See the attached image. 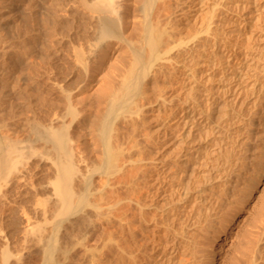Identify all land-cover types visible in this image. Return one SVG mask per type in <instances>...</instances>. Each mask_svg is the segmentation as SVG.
Masks as SVG:
<instances>
[{"label":"bare ground","instance_id":"bare-ground-1","mask_svg":"<svg viewBox=\"0 0 264 264\" xmlns=\"http://www.w3.org/2000/svg\"><path fill=\"white\" fill-rule=\"evenodd\" d=\"M250 1H80L81 8L78 9L79 12L80 9L84 10V20L82 21V26L79 25L81 27V29L79 27V32H82V34L78 40L84 41L82 45L85 48H81V45V47L74 50L73 60H70L74 65L72 66L74 69V71L72 70L73 76H71L74 79H71V83H68L67 87L60 86L59 89L62 92L60 95H63V98H61L62 96L59 97L62 99L60 105L58 104L59 107L57 105L58 100L57 103L56 100L52 102L56 103L55 106L57 105L59 111H62V113H57L58 116L55 114L58 125H54L55 128H52L54 126H49L50 128L47 129L48 126L45 127L39 124L40 126L37 125L36 127L35 125L38 123L34 124L35 129H39L35 131L38 138V140L36 139L37 142L40 140L48 144L52 149V154L54 153L53 157H55L53 161V163L55 162V167H53L55 175L54 171L52 172V176L54 175L55 179H53L54 177L51 178L54 180L51 183L52 185L50 184L53 190L50 188L51 191L49 192H53L54 195V198L51 199L53 203L51 204L50 202V204L51 206L54 204L52 212L56 223L55 227L52 225L53 233H50L52 234L51 236L45 237L41 235V227L38 230L30 229L29 226L31 224L28 226L29 229L24 228L26 231L22 232L24 233L22 236L28 240L31 239L29 237L34 239L39 237V239L44 240L46 244L42 254H44L45 264H53L56 253L63 248L65 249L67 245L71 246L75 237H77L76 234L79 239L84 232H79L81 233L80 235L77 232L81 227H88L89 223L92 226V222L89 221L92 217L95 220H97L96 218L102 219L104 222L101 223L104 225L102 226L103 231H101L102 237L100 235V238H102L101 249L96 245L93 246V248L95 246L96 249L99 248L96 250V252L100 250L97 253L99 256L96 254L98 258L95 260L92 258L93 261L89 264H201L200 262L203 260H200V258L197 260V256L199 254L202 255L200 253L202 251L204 254L210 247L205 249V251L204 249L200 251L199 248L204 247L201 244L203 243L202 238L208 237L207 235L205 237V234L209 233L208 230L212 222L214 224V221L217 223V220L219 222L220 219L227 218L225 217L226 211H229V207L234 204L233 198L236 197L235 193L237 190L245 194L246 188L253 189L252 186L254 185L250 184L249 181L247 183L252 185L251 187L249 185L246 186L247 184L237 185L239 182L235 181L234 184L232 183L233 180L230 181V179L234 178L230 177L231 174L228 175V172L232 173V162H236L238 159H231L228 156L229 154L224 156L230 157L228 160L226 159L227 157L224 158L226 159L227 167L229 166V169H226L225 166V169L229 170L225 174L228 177H221V175H224V170L222 169L223 167L221 168L222 164L219 161L221 159V157L219 159V154L223 152L222 149L225 146H222L221 149V143L225 141L224 139H227V135L212 116L217 99L215 84L223 82L220 79H222L221 77L225 71L230 70V67L232 70L228 78L230 82L225 85H219L221 87L219 88L220 94L222 97L230 98L232 104L241 100L242 105H244L249 97V90L243 84L248 74H250L252 66L254 64L258 66L257 62H259V59L255 56H249L245 50L239 51L241 42L238 39L245 36L246 27L250 23L248 21H251ZM252 1H259L261 6L264 4V0ZM75 11L77 10L75 9ZM238 13H241L240 16L237 15ZM73 14L75 13L72 12V16H74ZM80 16L78 19H80ZM193 17L196 18L194 21ZM82 18L81 16V20ZM185 20L194 22V30L185 32ZM78 34L80 33L76 34L77 37ZM173 80L176 82L172 83ZM175 84H178V93L169 100L168 89ZM85 86L90 91L85 98L86 100L88 97V104L85 107L83 106L84 109H82L80 108L82 105L80 106L79 102L81 95L79 96L80 99L77 96L79 91L83 90L82 87ZM263 88L264 86L256 82L252 86V91L260 92ZM84 93H87V91ZM254 98L260 99L259 96ZM82 101L84 100L81 99ZM255 101L252 103L255 104ZM261 101H263L262 98L260 99ZM247 104L249 105L250 103L248 102ZM255 105L251 104L252 107H255ZM62 106L65 111H63ZM261 108L259 109L262 111L264 108ZM241 110L237 112V115H240ZM256 115L253 116L252 114L253 118H256ZM66 119H69L67 123ZM231 120L232 118L228 116L223 121L224 127L228 128L232 125L229 123ZM258 120L261 119L259 118ZM252 123L254 122L252 121ZM255 125L257 127V124ZM38 126L42 127L43 130L38 128ZM32 129L35 130L34 128ZM246 134L248 133L246 132ZM5 138L8 139L9 137ZM246 138L248 137L244 139ZM249 138L251 137L249 136ZM6 139L4 142L3 139L0 141L1 180L3 179L2 174L6 175L8 172L10 175V166L13 162L18 163L21 159L18 154L22 148L17 145V140L13 141V139L6 143L8 142ZM251 142L249 141V144L253 145V142L252 144ZM235 144L236 141H233L232 145ZM247 145L248 142L245 146L243 144L245 148L242 149L244 153L246 152L253 157L254 148L246 147ZM257 147L259 148L260 146ZM16 155H18V158L20 157L17 162L14 160L17 158ZM235 156L240 157L238 155ZM244 156L242 157L244 158ZM246 157H248L247 160L251 159L250 156ZM255 157L253 158L256 159ZM254 159H251V162L252 160L255 161ZM236 164H234L235 167ZM240 166L238 165V167ZM242 168H244V165L239 168V171ZM237 170L236 173H238ZM239 174L241 173L239 172ZM234 175L233 177L236 179V174ZM8 176H5V180L9 178ZM218 178H221L219 182H217ZM18 179L20 180V178ZM18 179L15 180L19 181ZM21 180L23 181L24 179L21 178ZM238 181L240 180L238 179ZM48 182L51 181L49 180ZM17 184L20 185L19 183ZM16 187L18 188L19 186ZM263 189L261 190L263 191ZM14 190L16 191L17 189L15 188ZM31 192L33 191L31 190ZM51 193L49 194L51 195ZM16 195L14 194V196ZM32 195L31 201L33 199ZM35 195L38 194L35 193ZM14 196L10 195L9 197L12 199ZM39 196H35L36 198L33 200ZM246 196L242 195V199H244L243 197L246 198ZM261 197H257V199H261ZM13 200L16 201V198ZM18 200L17 203L21 201ZM8 201L6 203L11 202V200ZM2 204H0V207ZM14 204L16 205V203ZM18 206H20L19 203ZM47 207L44 206L43 208L48 209ZM18 208H15L16 211ZM20 209L22 210V208ZM22 211H19L22 214L20 216L26 215L27 212L25 211L26 213L23 214L24 212L21 213ZM48 211L50 210L45 212L46 215ZM230 212L232 213V211ZM16 213H13L14 216ZM50 217L52 215L48 218L50 219ZM48 218H44L43 221ZM32 219L34 218L32 217ZM88 221L89 223H87ZM8 222L10 223V221ZM65 223L68 225L66 228ZM18 224L20 225V223ZM24 224L25 226L28 225L27 222ZM47 224L49 225V223ZM83 225L85 226L83 227ZM21 226L23 227V225ZM17 227L16 229H19L20 226ZM44 227L46 228V225ZM226 229V227H222L221 232L225 233ZM211 230L213 231L214 229ZM2 231L0 230L1 235L4 234ZM11 236L14 237L15 233L13 232ZM0 237L6 241L5 237L8 236L2 235ZM254 239H257V237H254L252 242L255 241ZM31 240L33 241V239ZM7 242H5V245ZM208 242H211L210 239ZM247 242L248 244L245 243L247 247L244 244L239 248L241 252L237 251L241 255V257H237L238 259L235 258L237 264L240 263L238 262L239 260H247L249 262L247 264H251L252 258L255 260V258L260 257L257 255V252L260 253L257 249L261 245L254 247L255 254L250 249H248L249 253H247L249 241ZM206 243L204 244L210 245V243ZM81 244L79 245L78 243L75 246L83 247L84 242H81ZM224 244L222 242L220 246H224ZM6 246L3 247L4 249H0V264H21L18 261L20 257H17V261H12L16 257L14 255L17 254V251L15 252L14 247L11 245L10 247L13 248L11 249L15 252L14 255L12 254L14 252H10L12 250H9V247L7 248L9 251L6 250L3 254L1 253V250H5ZM244 246L246 251L241 248ZM252 246L251 248H253ZM38 249L40 251V248ZM241 249L246 252L247 259H243L245 254L242 256L244 252L242 253ZM65 250L69 251L68 248ZM63 251L62 253L65 254L66 252L64 251V253ZM252 253L254 256L256 255L255 258H251L250 255L253 256ZM67 254L70 253L68 252ZM21 257L23 256L21 255ZM39 258L37 257L38 260ZM80 258L83 259L82 257ZM206 258L208 257L206 256ZM77 259L79 260V258ZM89 259L85 260V262H88ZM36 261L33 264H36ZM236 261H234V264ZM75 264L79 263L76 262Z\"/></svg>","mask_w":264,"mask_h":264},{"label":"rangeland","instance_id":"rangeland-1","mask_svg":"<svg viewBox=\"0 0 264 264\" xmlns=\"http://www.w3.org/2000/svg\"><path fill=\"white\" fill-rule=\"evenodd\" d=\"M80 1L81 0H0V137H1V139H3V142L6 139L5 137H9L10 139L9 138L6 139V140H8V142H6V143H9V141L13 140V139H14L13 141L17 140V142H16L17 145H19V147L22 148V150H23V153H22V150L19 148L20 152L18 155H20L21 159H20V157L18 158V155H16L17 158L14 157L15 158L14 160H16V162L18 159H20L18 161V163H15L12 161L14 165L12 164L10 167H11V172L12 171L13 172L11 173L10 170L8 169V171L10 172V175L7 172V174L9 176L7 174L6 175L2 174L3 179L2 180L0 179V183H1L0 184V202H1L0 204L3 203L2 204L3 206L1 205V207H0V213L2 214V215L0 214V216H1L0 217V230L1 231L3 230L2 233L5 234V235L2 234L3 236H6V235L8 236V237H5V239H7L6 241H4V239H2V237H0L1 238L0 239V249H2L3 247H5L7 245L5 250H1V253L3 254V252H5L6 250L9 251L12 247H14V249H15L14 251L15 252L17 251L16 252L17 254H15V252L12 250L13 249L12 248L11 249L12 251H10V252H14L12 254L13 255L15 254L14 256H16L13 258L12 261L13 262L17 261V257L18 258L20 257V259L18 261H20L21 264H22V261H24V262L26 261L25 263L23 262V264H33V262L38 260L37 257L39 258L41 256V254L44 250V246L46 244L44 242V240L39 239V237H36L35 239L33 237H29V238L33 239V241L31 239L28 240L25 237L23 238L22 234L24 235V233H22V232L26 231V229H24V228H28V226L30 224H31V226H29V228L32 230H36V229L38 230L41 227L40 230H42V231L40 232V234L46 237V236L52 235L50 233H53V227H55V223H56V220H55V218L53 216V212H52L54 210V208H53L54 204H53V206H51V204L53 203L52 202L53 200H51V199L54 198V195H53V192L52 193L49 192L53 188L51 186L52 185L51 183H53L54 180H52L51 178L54 177L53 179H55V176H54L55 175V171H54L55 169L53 168V167H55V165H54L55 162L53 163L55 157H53L54 153L52 154V149L49 147L48 144L43 143L40 140H39L40 143H39V141L37 142L38 138H37L35 131H37L39 129H37V128L35 129V126L37 127V125L40 124L41 126L42 125L45 127L48 126L47 127V129H48V128H50L49 126H54V125L57 126L58 125V123H57L58 121L56 120L57 117L55 114H57V113L59 114V112L62 113V111H59V108H57V105L58 104L60 105V101L62 100L61 98H63V95H60V94H62V92L60 91L61 89H59V88L62 85H63V87H67L71 83V79H74V78H71V76H73L72 70L74 71V69L72 67L74 65L71 62L73 60L72 58H73L74 50H75V48L81 47V45L84 43V41L78 40L82 34V32H79V31L81 29L80 26H82V21L84 20V14H83L84 10L80 9V12H79V9H78V8H81L80 7V3H81ZM259 3H260L259 1H257V2L256 1L253 2L252 0L250 1V5H249L250 8L249 9H251V12H252V17L250 18L251 21H248L250 23H248V25L246 27L245 36L238 39V41L241 42V47H240L239 51L245 50L247 52V54H249V56H251V57L255 56L257 59H259V62H257L258 66H256V64H254L252 66V70L250 71V74H248V77L245 79V82L243 84L245 86V88L247 90H249L248 91L249 97L247 98L246 101H247V103L249 102L250 104L248 105L245 102V104L242 105L241 100L236 101L235 104L234 103L232 104L230 101V98H227L225 96L222 97V95L220 94L221 92H220L219 88H221V87L219 85H223V84L225 85L226 83L230 82L228 80V78L230 77L229 74H231V71H232L231 67H230V70L225 71L221 77L222 79H220V80H223V82L215 84V88H216L215 95H216L217 99H216L214 109H213L214 112L212 111L213 119L215 120L216 123H218L220 125L222 130H224V132L227 135V139H224L225 144H224V142L221 143V149H222V146H225L222 149L223 152L222 153L220 152V154H219V159L221 157V159L219 161H221V164H222V166H221V164H220V166H221V168L223 167L222 169L224 170V171L222 170L224 172V175H221V177L223 178L225 176V178H226V177H228V175L231 174L230 177H232L234 179H230V181L233 180L232 183H234V184H235V181L237 183L239 182L238 184L236 183L237 185L247 184L246 186H248L249 184L247 182L249 181L250 184H252V185L254 184L253 186L249 185L250 187L252 186V188L254 190L250 189V188H248V189L246 188L245 194L242 193L241 191L239 192V190H237L235 193L236 197L233 198L234 201L236 202V203L234 202V204H236L237 206L233 204L231 207H229L231 210L228 208L229 211L227 210L226 211L227 213L225 215V217H227V218H224L222 220L220 219L221 221L219 220V222L217 220L216 221L217 223H215V221H214V224L212 222L210 229L208 230V232L211 234L207 233V234H205V237H206V235L208 237L202 238L203 243H201V244L204 245L205 248L202 247L199 249H200V251H202V249H204V251H205V249H207L208 247H210V248L207 249L208 251L206 250V252H204L205 255L203 254V251L200 252L204 257L200 254L198 255L199 257L197 256V258H198L197 260H199V258H200V260L204 261V264H231V263L234 264V261H236L235 258L238 259L237 257H241V255H239L241 252L239 250L240 246H243L245 243L248 244L247 241H249V245H248L249 247L247 248V251H246V247H247L246 244H245L246 247L244 246L245 248L241 247L247 253H249L248 249H250L255 254L256 251H254V249L256 248V246L261 245V246H258V248L259 247L260 248L257 249V251L259 250V252H260V253L257 252V255L260 256L259 257L260 259L257 258L258 259L257 260L255 258L256 255L254 256V254L252 253L253 256L252 255H250V256H251V258L254 257L255 260L252 258L251 264H256V263L257 264H264V256H263L264 255L263 254L264 253L263 252L264 251V227H263L264 226L263 225L264 224V222H263L264 221V189H263L264 188V165H263V163H264V151H263L264 150V147H263L264 146V140H263V138H264V136H263L264 135L263 134L264 133V128H263L264 127V123H263L264 113H261V112H264V109L261 111V109H262L261 107L264 108V92H262V91H264L263 90L264 88L261 89L262 91H260V92L259 91L258 92L252 91V86L256 82H259L262 86H264V4H262V6H261V3L260 4ZM256 5H258V6H256ZM75 9L77 11H75ZM81 10H82V13H81ZM72 12L75 13V14H73L74 16H72ZM79 14L80 15L82 14L81 15L83 17L82 20H81V16ZM240 14L241 13H238L237 15L240 16ZM79 16H80V19H78ZM72 17H75V18H72ZM192 19L194 21L196 18L193 17ZM79 21H80V23H78ZM193 21L185 20V22H186L185 32L188 30H194L195 26H193L194 25ZM71 25H72V27H71ZM68 26H69V28H68ZM75 27H76V29H75ZM79 27H80V29H79ZM75 32L80 33V34H78V37L76 36L77 33H75ZM81 48L84 49L85 46L82 45ZM61 71H62V73H61ZM63 73H64V75H62ZM69 73H71L70 76H69ZM175 82H176L175 80L172 81V83H175ZM56 85L58 86V88ZM175 85H177V86H175ZM175 85H172L168 89L169 90L168 91L169 100L172 99L178 93V88H177L178 84H175ZM82 88H83V90L81 89L79 91L77 97H79L81 95L80 96L81 99L85 101V102L82 101V102H84V104H85L84 105V104H82L80 97L78 98V99H80L79 100L80 106L82 105L81 107L80 106L79 107L84 109L83 106L85 107L88 104V97L86 100H85V98H86V96H88L90 89L89 88L87 89V86L82 87ZM217 88H218V90H217ZM84 89L87 91V93H84V92H86ZM169 94H171V95H169ZM257 96H259L260 99L262 98L263 101L260 102V99L258 100V99L254 98V97L257 98ZM59 97H61V98H59ZM55 100H56V103L59 101L56 106H55L56 103H52V102H55ZM255 100L259 101L260 103L256 102ZM253 101H255V104L257 103L256 104L257 106L252 103ZM230 104H232V105H230ZM251 104L255 105V107H252ZM59 105H58V107H59ZM49 106H51V107H49ZM259 108H261V109H259ZM240 109H242L241 113H240V115H237L238 114L237 112L240 111ZM63 111H65L64 107H63ZM255 111L258 112L257 115H256ZM259 113H260V115L262 114V116H260ZM58 114H57V116H58ZM252 114H253V116L256 115V118L255 117L253 118ZM228 116L230 118H232V120L229 122L232 125H230L228 128H226V127H224L223 121L225 119H227ZM259 118L261 120H258ZM67 120L69 121V119H66V123H67ZM252 121L254 123H252ZM36 123H38V124H36ZM55 123H57V124H55ZM34 124H36V125L34 126ZM255 124H257V127ZM39 126H38V128H42ZM31 127L34 128L35 130H33ZM52 128H55V126ZM41 130H43V128ZM253 130H255V131H253ZM33 132H35V133H33ZM246 132L248 134H246ZM34 134L36 135V138H35ZM249 136L251 138L254 136L252 139L255 138L254 140H256L257 142L253 140L252 141L253 145H250L249 141L251 142L252 139L249 138ZM256 136H258V137L261 136L262 138L261 137L258 138ZM245 137H248V138L244 139ZM1 139H0V141H2ZM13 141H12V143L15 144V142H13ZM233 141H236L235 145H232ZM18 142H19V144H18ZM247 142H248V145L246 147H251L252 149L254 148L252 156L253 157L256 156L255 157L256 159L251 157L250 154H248L246 152L244 153L242 148H245L244 146L247 144ZM252 142H251V144H252ZM243 144H244V146H243ZM233 146H234V148H233ZM257 146H260V147L262 146V147L261 148L259 147L260 148L259 149ZM239 147H241V148H239ZM49 148L51 149V152H50ZM240 151H241V153H240ZM225 154H227V155L229 154L228 156H230L231 159H233V160H237V159L239 160V161L237 160L239 163L237 161L234 162L232 160L233 165H232V163H231V165L233 166V170H231V171H232V173L234 172L233 174L228 172L229 170H226V169H229V166L227 167V165H226V159L228 160L230 157H227V155H226L227 158L224 157ZM230 154H233V155H230ZM235 155H238L240 157H237ZM260 155H261V157L263 156V158H261ZM0 156H1V154H0ZM232 156H234L236 159ZM242 156H244L245 159ZM246 156H250V158L254 159L255 161L252 160V162H251L250 158H249L250 160H247L248 157H246ZM224 158H226V159H224ZM240 158H241V160H240ZM222 159L225 160V163H224V160H222ZM242 160L244 161L243 163H242ZM256 161H258V162H256ZM236 163L239 166L242 163L241 166L244 165V168L240 169V171H239V168H241V166L238 167V165ZM261 163L263 166L261 165ZM234 164H236V167ZM246 164H247V166H246ZM259 164H260V166H258ZM256 165H257V167H256ZM225 166H226V169H225ZM255 168H256V171H255ZM236 169H238L237 170L238 173H236ZM225 170H226V173H225ZM259 170H260V172H258ZM53 171H54V175L52 176ZM227 172H228V175L226 176L225 174H227ZM239 172L241 174H239ZM253 173H255V174H253ZM234 174H236V179H235V177H233V176H235ZM256 174H258V175H256ZM254 175H256V176L254 177ZM5 176L6 177L8 176L9 178H6L7 180H5ZM241 176H243V177H241ZM244 176L247 179L248 178L249 179L247 180ZM17 177L20 178V180H21V178L24 179L23 181L21 180L23 183ZM23 177H25V178H23ZM240 177H241V179H240ZM250 177H252L253 179ZM237 178L240 181H238ZM15 179H18L19 181L15 180ZM47 179H49L51 182H48L49 180H47ZM219 179H221V178H218L217 182H219ZM16 182L19 183L20 185H18ZM12 184H14V185H12ZM15 185L19 186V187L17 188ZM23 185H25V187H23ZM12 187H14V188L12 189ZM47 187H49V188H47ZM15 188L17 189L16 191L14 190ZM24 188H25V190H24ZM19 189H20V191H19ZM261 189H263V191ZM10 190H12V191H10ZM31 190L33 192H31ZM8 191H9V193L7 194ZM12 192H14V193H12ZM30 193L34 194V195L31 194L33 196V199L36 198L35 196H39L41 194L42 195L37 197V199L39 198L38 200L32 199V201H31ZM35 193L38 195H35ZM49 193H51L52 196ZM237 193L238 194L241 193L240 194L241 196L238 195ZM14 194L15 195L17 194V195L14 196ZM4 195H7V196L11 195L14 197L13 198L11 197L12 199H10L9 196L7 197ZM18 195L20 196L19 198H18ZM25 195L27 198L25 197ZM28 195H29V197H28ZM242 195L243 196L248 195L249 197L246 196V198L243 197L244 199H242ZM258 195H260V196H258ZM256 196L257 197L262 196L261 199H263V200L261 201L260 198L257 199ZM15 198H16V201L13 200ZM24 198L27 199V200L25 199L27 201V203L24 200ZM7 199L8 200L10 199L11 202L13 204L16 203V205L14 204L15 205L14 206L11 202L6 203L8 201ZM18 199L22 201V203H21V201L18 202L20 206L22 205L21 207L18 206V203H17ZM237 200L238 201L242 200V201L238 202ZM50 202H51V204H50ZM237 203H239V204H237ZM5 205H6V207H5ZM47 205H49V207H47ZM44 206H46L48 209H44L43 208ZM3 207L6 210H4ZM1 208H2L3 212L1 211ZM15 208H18L19 210L17 209V211H16ZM20 208H22L23 211ZM36 208H38L39 210L38 209L36 210ZM41 208H43V209L41 210ZM12 209H14V210H12ZM250 209H252V210H250ZM47 210H50V211H48L49 216L52 215V217H53V218L50 217L51 220L48 218L49 217L48 214L46 215V213H45V212H47ZM7 211H8V213H7ZM19 211H22L21 213L24 212L23 214H25L27 212L26 215H24L25 217L20 216L22 214H20ZM37 211H38V213H37ZM39 211L40 212L42 211L43 213L42 212L40 213ZM230 211H232V213ZM260 211H261V214H260ZM30 212L35 213V214L31 215ZM13 213L14 214L16 213L17 216L15 215L16 216L15 217ZM38 214H40V215H38ZM10 215H12V216H10ZM6 216H10V217H6ZM31 216L34 219L35 218L36 219L35 220L32 219L33 220L32 221ZM17 217L20 221L17 219ZM46 217L48 219L43 221V219ZM11 218H13L14 220L13 219L11 220ZM20 218H22V219H20ZM23 218H25L26 221ZM93 218L94 217L89 219V221L92 222V226H91V223H89V221H88L87 223H89L90 226L87 224L88 227L86 226L87 227L86 228V227H84L85 225H83L84 228L81 227L82 230L80 229L81 231L79 230L77 232L79 235L81 234L79 232H84L85 234L82 233L83 235L81 234L82 237L80 236L79 239H78V235L76 234L77 237H75V240H77V239L78 240L77 241L74 240L75 243L73 241L71 246L67 245V247H65V249L68 248V250H69L68 252L70 254H67L68 252L63 248L61 251L56 253L55 260H54L53 264H55V263L56 264H59V263L60 264H66V263L67 264H69V263L75 264L76 262L79 264H89V263H92L91 261L98 258L97 256H99V254H97V253H99L100 250H98L99 252L98 251L96 252V250L99 248L101 249L100 246H102V238H100V235L102 237L101 231H103L102 226L104 224L102 225V223L104 221L100 218L95 217L97 220H95ZM252 220H253V222H252ZM8 221H10V223ZM38 221L39 222L42 221V223L39 224ZM46 221H48V222H46ZM4 222H6V223H4ZM25 222H27L28 225L25 226V224H24ZM257 222H259V223H257ZM18 223H20V225ZM47 223H49V225ZM7 224H8V226H7ZM43 224L46 225V228L44 227L45 225H43ZM10 225H11V228H10ZM21 225H23V227ZM52 225H54V226L52 227ZM15 226L16 227L18 226L19 229H16ZM32 226H33V228H32ZM218 226L220 229L218 228ZM221 226L226 227L229 231L226 229L225 233L221 232V229H222ZM243 226H244V228H243ZM50 227H52V228H50ZM66 227H68L67 223H65V228ZM211 229H214V230L212 231ZM47 230H50V231H47ZM93 231H94V233H93ZM215 231H216V233H215ZM13 232L15 233V236L10 237V235L13 234ZM42 232H43V234H42ZM212 233H214V234H212ZM251 233H253V234H251ZM2 235L0 233V236H2ZM85 235H86V237H85ZM211 235H213V236H211ZM257 235H259V236H257ZM21 236H22V238H21ZM254 237H257V239H254L255 241L252 242ZM260 237H261V239H260ZM11 238H12V240H11ZM13 239H14V241H13ZM85 239H87V240L89 239L88 240L89 242L87 240L85 241ZM205 239H206V241H205ZM209 239L211 242H208ZM230 239H232V240H230ZM9 240L12 242H10ZM42 240H43V242L41 243ZM256 240L257 241L259 240L258 241L259 244L257 243ZM93 241H94V243H93ZM5 242H7L6 245H5ZM35 242H37V243H35ZM81 242H84V244H83L84 248L82 246L79 247V245H82ZM206 242L210 243V245H205L204 243H206ZM222 242L225 243L224 246H220V243H222ZM3 243H4V245H3ZM39 243H41V244H39ZM78 243H79V245H76L77 246L76 247L75 244H78ZM1 245H3V246H1ZM10 245L12 247H10ZM89 245H90V247H89ZM94 245H96L99 248L96 249V246H95V248H93ZM251 246L253 248H251ZM8 247H9V250L7 249ZM42 247H43V249H41ZM70 247H71V249H69ZM38 248H40V251ZM85 248H86V251H85ZM91 248H93L94 250ZM88 249H90V250L88 251ZM37 250L39 252H35ZM70 250H71V252H70ZM213 250H216V251H213ZM244 250H242V253L244 252ZM261 250H262V253H261ZM62 251L65 254H63ZM92 251H94V252L92 253ZM237 251H240V252H237ZM18 252H19V254H18ZM60 252H61V254H59ZM246 252H244L242 254V256ZM250 253H251V251H250ZM38 254H39V256H38ZM96 254H97V256H96ZM21 255L23 257H21ZM35 255H36V257H35ZM73 255H75V256H73ZM206 256L208 258H206ZM211 256L213 257V259ZM250 256H248V257H250ZM262 256H263V258H262ZM43 257H44V254H42V256L40 257L41 259L39 258V260L41 262L40 264H45ZM80 257H82L83 259H81ZM42 258H43V260H42ZM77 258H79V260ZM85 258H87V259L90 258V259L88 260V262L87 261L85 262V260H87ZM92 258H93V260H92ZM58 259H59V261H58ZM243 259H247L246 254L243 256ZM39 260L36 261L37 262L36 264H39ZM74 260H76V261H74ZM241 260H242V258H241ZM203 261H201V262L199 261V262L201 264H203ZM238 262H240L241 264H247L248 261L247 260L246 261H243V260L240 261L239 260ZM243 262H245V263H243ZM235 264H237V261Z\"/></svg>","mask_w":264,"mask_h":264}]
</instances>
